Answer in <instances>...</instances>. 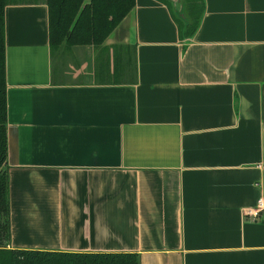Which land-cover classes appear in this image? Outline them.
Masks as SVG:
<instances>
[{
    "label": "crops",
    "instance_id": "0c3cea01",
    "mask_svg": "<svg viewBox=\"0 0 264 264\" xmlns=\"http://www.w3.org/2000/svg\"><path fill=\"white\" fill-rule=\"evenodd\" d=\"M203 2L190 39L135 0L101 47L53 54L44 0L5 6L8 247L264 264V0Z\"/></svg>",
    "mask_w": 264,
    "mask_h": 264
},
{
    "label": "trees",
    "instance_id": "16d2710c",
    "mask_svg": "<svg viewBox=\"0 0 264 264\" xmlns=\"http://www.w3.org/2000/svg\"><path fill=\"white\" fill-rule=\"evenodd\" d=\"M19 0H0V264H140L135 252L83 253L21 250L10 248L9 178L7 161V93L5 59V6ZM26 1V0H22ZM171 10L179 37L190 39L197 30L204 10V0H180L178 11L171 0H160ZM48 6L49 40L52 54L60 47H101L106 38L135 7V0H44ZM113 48V71L125 73L118 81L134 83L137 79L136 57L132 46ZM107 52L108 46L102 47ZM124 48H127L126 51ZM122 49L125 53L122 54Z\"/></svg>",
    "mask_w": 264,
    "mask_h": 264
},
{
    "label": "built area",
    "instance_id": "2783aa9c",
    "mask_svg": "<svg viewBox=\"0 0 264 264\" xmlns=\"http://www.w3.org/2000/svg\"><path fill=\"white\" fill-rule=\"evenodd\" d=\"M256 205L257 206L254 209L249 210L248 212H246V213L252 215V217H254V218H256L258 216V213L260 211H262V213L264 214V205H263L261 199L257 201V204Z\"/></svg>",
    "mask_w": 264,
    "mask_h": 264
},
{
    "label": "water",
    "instance_id": "95a60500",
    "mask_svg": "<svg viewBox=\"0 0 264 264\" xmlns=\"http://www.w3.org/2000/svg\"><path fill=\"white\" fill-rule=\"evenodd\" d=\"M174 3L175 8L179 11L181 9L182 3L180 0H171ZM178 4V6L176 5Z\"/></svg>",
    "mask_w": 264,
    "mask_h": 264
}]
</instances>
